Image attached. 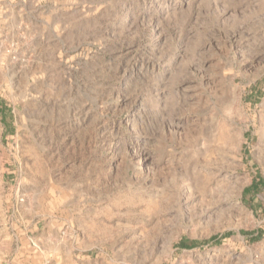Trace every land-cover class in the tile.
I'll return each instance as SVG.
<instances>
[{"label":"rangeland","instance_id":"rangeland-1","mask_svg":"<svg viewBox=\"0 0 264 264\" xmlns=\"http://www.w3.org/2000/svg\"><path fill=\"white\" fill-rule=\"evenodd\" d=\"M0 264H264V0H0Z\"/></svg>","mask_w":264,"mask_h":264}]
</instances>
